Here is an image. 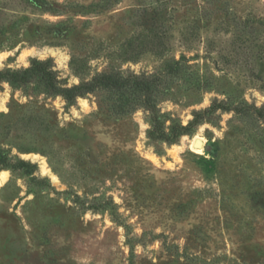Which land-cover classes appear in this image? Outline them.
Listing matches in <instances>:
<instances>
[{
  "label": "rangeland",
  "instance_id": "rangeland-1",
  "mask_svg": "<svg viewBox=\"0 0 264 264\" xmlns=\"http://www.w3.org/2000/svg\"><path fill=\"white\" fill-rule=\"evenodd\" d=\"M40 62L95 85L2 82L0 264H264V0H0Z\"/></svg>",
  "mask_w": 264,
  "mask_h": 264
},
{
  "label": "trees",
  "instance_id": "trees-1",
  "mask_svg": "<svg viewBox=\"0 0 264 264\" xmlns=\"http://www.w3.org/2000/svg\"><path fill=\"white\" fill-rule=\"evenodd\" d=\"M32 63L26 69L23 70H9V69H2L0 70V89L3 81H12L19 84L26 82L29 79L30 75L37 74L40 76L41 79L44 80L45 84L49 88L50 91L56 94L63 95L66 99L71 100L74 99L76 96H79L89 90H91L95 83H85L82 85H73L71 87H60L55 84L54 78L51 74V71L42 66V63ZM100 84H105L108 86H117L118 83L116 80L112 79L109 75H103L98 78Z\"/></svg>",
  "mask_w": 264,
  "mask_h": 264
},
{
  "label": "bare ground",
  "instance_id": "bare-ground-1",
  "mask_svg": "<svg viewBox=\"0 0 264 264\" xmlns=\"http://www.w3.org/2000/svg\"><path fill=\"white\" fill-rule=\"evenodd\" d=\"M199 141H201V145L200 146H194V150L197 152H201L202 148L204 147V140L202 138H198ZM196 141V140H195ZM194 141V142H195ZM194 144V143H193ZM42 162V161H41ZM43 165V164H42ZM44 168V167H43ZM3 173V172H1ZM6 176V175H5ZM2 178V177H1ZM4 178V177H3Z\"/></svg>",
  "mask_w": 264,
  "mask_h": 264
},
{
  "label": "water",
  "instance_id": "water-1",
  "mask_svg": "<svg viewBox=\"0 0 264 264\" xmlns=\"http://www.w3.org/2000/svg\"><path fill=\"white\" fill-rule=\"evenodd\" d=\"M201 145V141H199V140H196L195 142H194V146H200ZM204 147L206 148V149H209V146L208 145H204Z\"/></svg>",
  "mask_w": 264,
  "mask_h": 264
}]
</instances>
